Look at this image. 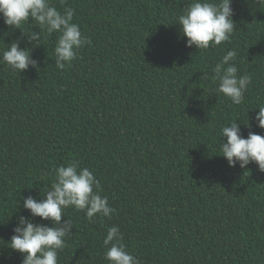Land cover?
Returning a JSON list of instances; mask_svg holds the SVG:
<instances>
[{"label":"trees","instance_id":"1","mask_svg":"<svg viewBox=\"0 0 264 264\" xmlns=\"http://www.w3.org/2000/svg\"><path fill=\"white\" fill-rule=\"evenodd\" d=\"M50 3L72 8L91 43L58 70V33L42 32L33 47L38 24L0 18V54L18 42L38 64L18 74L0 62V264L22 262L7 242L17 216H29L22 198L42 199L53 170L73 160L95 173L116 211L90 221L66 209L73 229L58 264H108L112 226L139 264H264V172L229 167L219 149L221 127L237 118L245 138L264 135L253 119L264 107V4L232 0L230 41L197 50L175 24L193 0ZM228 50L238 75L252 78L240 105L214 80Z\"/></svg>","mask_w":264,"mask_h":264},{"label":"clouds","instance_id":"2","mask_svg":"<svg viewBox=\"0 0 264 264\" xmlns=\"http://www.w3.org/2000/svg\"><path fill=\"white\" fill-rule=\"evenodd\" d=\"M231 3L232 0H193L175 23L186 38L185 46L206 50L229 42L235 31ZM258 3L264 4V0H258ZM73 16L72 8L61 12L50 0H0V18L6 26L21 29L29 19L39 25V32L31 31L27 36L33 47L41 44L42 32L45 36L59 34L54 48L58 70L69 66L77 59L78 50L91 43L73 23ZM236 58L237 51L228 50L213 68V73L214 80L218 81V91L232 104L240 105L252 78L248 74L238 75ZM0 62L18 74L30 67H38L37 61L30 57V49L20 48L18 42L9 43L7 50L0 54ZM258 109L253 119L256 126L264 130V107ZM237 119L220 129V137L225 138L220 140L221 156L229 167L238 165L245 169L254 163L258 171L264 172V135L249 131L245 138ZM245 126L250 127L248 119ZM53 171L54 180L42 199L37 200L31 195L22 198V208L29 216H17L13 235L7 241L8 248L23 257L21 264H58V251L66 247V238L72 235L73 229L71 219L62 221L66 209L72 207L82 211L90 221L98 216L110 217L116 211L109 206L108 197L101 196L102 189L95 173L87 167L80 168L78 161H69ZM35 217L50 222L51 226L34 224L32 218ZM103 244L107 249L104 259L108 264H139L138 259L126 250L118 226L108 228Z\"/></svg>","mask_w":264,"mask_h":264}]
</instances>
